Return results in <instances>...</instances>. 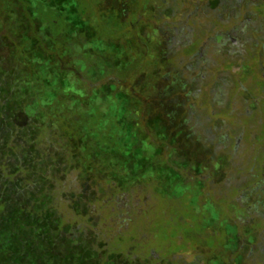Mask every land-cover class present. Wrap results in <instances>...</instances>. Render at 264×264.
I'll use <instances>...</instances> for the list:
<instances>
[{
  "label": "rangeland",
  "instance_id": "1",
  "mask_svg": "<svg viewBox=\"0 0 264 264\" xmlns=\"http://www.w3.org/2000/svg\"><path fill=\"white\" fill-rule=\"evenodd\" d=\"M98 5L123 10L121 39L138 36L155 51L148 77L138 74L136 83L153 112L180 110V119L166 117L174 122L171 128L153 117L158 131L170 135L175 168L188 185L204 189L200 211L192 208L190 194L166 200L155 195L152 185L135 187L131 194L136 205L149 200L144 206L146 237L138 245L124 241V258L116 255L103 264H264L259 218L264 208L251 207L264 197V0H82L85 18L75 12L76 0L49 4L65 17L72 38L86 32L91 43L90 27L103 35L112 26L111 12L103 19ZM6 46L10 54L0 55V175L9 160L15 163L10 169L24 172L11 179L15 187L21 189L28 179L36 187L0 195V264L10 259L17 264H99L105 256L95 247L96 239L79 243L72 233L87 200H75L76 215L65 207H47L52 184L44 173H58L64 151L43 154L39 169L31 164L32 157L24 158L39 152L36 138L45 124L47 102L42 93L50 75L44 78L40 67L31 69L35 64L29 57L13 56L14 43ZM93 97L106 98L100 92ZM123 110L122 103V117ZM148 152L138 149L127 158L128 151H122L123 185L139 182L135 173L145 168ZM18 154L24 163L16 164ZM175 178V186H181ZM16 194L21 195L19 202L10 200ZM170 233L175 235L164 239ZM129 247L137 250V257L129 258ZM148 248L155 256L147 254ZM174 249L180 251L172 253Z\"/></svg>",
  "mask_w": 264,
  "mask_h": 264
},
{
  "label": "trees",
  "instance_id": "2",
  "mask_svg": "<svg viewBox=\"0 0 264 264\" xmlns=\"http://www.w3.org/2000/svg\"><path fill=\"white\" fill-rule=\"evenodd\" d=\"M81 1L76 0L75 12L85 18ZM50 2L0 0V55H9L10 49L6 45L14 43L16 50L12 51L13 56L23 54L29 57L35 64L31 69L37 66L42 69L44 78L50 75L42 93L47 102L44 104L45 124L36 138L39 152L24 158L32 157L31 164L39 169L43 154L64 151L65 157L59 156L58 159V173H44L51 178L49 182L52 184L49 190L52 197L47 207H65L76 215L73 210L75 200H87V210L76 216L78 220L74 222L72 233L78 237L79 243L93 236L97 242L95 247L101 248L100 252L105 256L99 263L103 264L104 260L116 255L124 258V241L128 246L138 245L146 237L143 229H147L149 222L145 219L144 206L149 200L142 206L136 205L131 194L135 187L152 185L155 195L166 200H181L190 194L194 198L192 208L200 211L198 204L204 189L199 187L196 190L191 184L188 185L184 173L175 168L178 164L171 156L173 149L170 135L158 131L160 124L153 117L156 114L158 121L162 120L161 123L171 128L174 122L170 123L169 120L180 119V110L166 114L153 112L143 99L146 93L139 88L135 76L140 74L148 77L151 71L149 66L155 63L156 53L152 46L138 36L121 39L118 24L121 25V16L125 18L121 13L123 10L97 6L99 9L96 11L100 12L103 19L111 12L112 21L109 25L112 26L103 35L90 27V39H94L91 43L86 32H80L72 38L65 17L52 9ZM129 29H134L133 23H130ZM97 40L101 41L99 45L95 42ZM100 54H105L106 58L100 60ZM171 88L176 89L174 86ZM34 90L37 91L35 86ZM99 92L106 98L98 100V95L93 97ZM108 105L115 109L108 108ZM181 121L186 123L185 118ZM179 125L175 123V126ZM138 149L149 151L145 168L135 173L134 180L139 181L136 185H123L125 169L122 168V151H128V158L136 156ZM18 157L15 159L16 164L24 163L22 155L18 154ZM6 162L4 167L9 168L0 175V195H11L13 191L21 194L36 187L35 180L28 179L21 189H17L13 184L15 180L11 179L23 175V169H10V164L15 163ZM181 165L185 168L186 161H182ZM48 168L50 166L46 170ZM174 172H178L174 175L176 178L171 175ZM172 177L181 186H175L176 181ZM17 194L11 196L10 200L19 202L21 195ZM218 216L219 213L216 214ZM179 221L182 222V219L179 218ZM175 234H164V239H171ZM176 243L183 248L182 244ZM134 249H125L129 251L131 259L138 255ZM148 250L150 257L155 256L151 249ZM177 251L180 250L174 249L172 253ZM2 264L17 263L10 259Z\"/></svg>",
  "mask_w": 264,
  "mask_h": 264
},
{
  "label": "flooded vegetation",
  "instance_id": "3",
  "mask_svg": "<svg viewBox=\"0 0 264 264\" xmlns=\"http://www.w3.org/2000/svg\"><path fill=\"white\" fill-rule=\"evenodd\" d=\"M246 1H248V0H246ZM260 194H261V192H260ZM256 204H259V206L261 207V208H264V197H259L258 198V200L256 201V203H254V205H252L251 207L253 208V209H256ZM250 207V206H249ZM262 215V216H261ZM261 215L259 216V218H260V221H261V224L262 225H264V211H262L261 212Z\"/></svg>",
  "mask_w": 264,
  "mask_h": 264
},
{
  "label": "water",
  "instance_id": "4",
  "mask_svg": "<svg viewBox=\"0 0 264 264\" xmlns=\"http://www.w3.org/2000/svg\"><path fill=\"white\" fill-rule=\"evenodd\" d=\"M248 1H255V0H248Z\"/></svg>",
  "mask_w": 264,
  "mask_h": 264
}]
</instances>
